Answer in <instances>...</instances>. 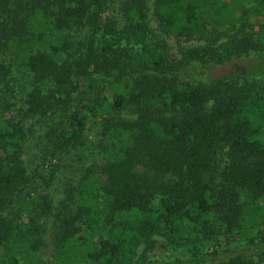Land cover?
<instances>
[{"label":"trees","instance_id":"16d2710c","mask_svg":"<svg viewBox=\"0 0 264 264\" xmlns=\"http://www.w3.org/2000/svg\"><path fill=\"white\" fill-rule=\"evenodd\" d=\"M191 39L205 43L173 58L169 40ZM258 78L264 0H0V264H43L50 219V264H166L160 234L183 248L169 264H264ZM28 120L43 130L31 173Z\"/></svg>","mask_w":264,"mask_h":264},{"label":"rangeland","instance_id":"374dc122","mask_svg":"<svg viewBox=\"0 0 264 264\" xmlns=\"http://www.w3.org/2000/svg\"><path fill=\"white\" fill-rule=\"evenodd\" d=\"M156 18H153V27L158 26V22L155 20ZM157 35L160 33V31L156 30ZM220 34H218L219 36ZM217 36V35H216ZM223 41H227L229 39L228 36L222 35L220 37ZM169 45L171 46L172 50V56L173 58H178L179 57V49L182 46H191V45H199L202 43H205V41L198 40V39H191L190 41H183V42H177L174 40H169ZM182 43V44H181ZM249 59H240L239 61H236L235 65H227V66H218V65H212L207 69H203L202 67H191L187 71H185V79L187 80H192V81H212L217 78H222L228 75L233 74L234 70L237 71H244L247 64H248ZM15 77H17V73L14 74ZM261 84L264 85V79L263 78H258ZM17 82H14L13 85L15 86ZM17 99V100H16ZM13 100V102H17L15 108L13 109L14 111H18L20 109L19 106H24V95L23 94H18L17 98ZM0 109L2 112H5V106H1ZM12 110V111H13ZM7 113V112H6ZM5 113V115H6ZM16 113V112H13ZM11 114V113H7ZM26 125L29 129V142H28V147L26 150V161H27V166L29 169V172L31 173L40 163L39 161V156L41 155V147H42V136H43V130L41 128V124L37 120H28L26 122ZM98 129V127L96 128ZM92 134V139H97V133L96 131H91ZM99 163V164H104L105 161L103 157L100 155H92L91 160L87 161L86 163L88 165H91L93 163ZM72 161L68 160L65 162H62V169L59 174V178L56 181L55 184V199L56 201L61 199L63 197V191H64V186L66 182L68 181V178L74 174L75 167L72 166ZM77 166H82V164L75 165ZM45 223V224H44ZM43 234L46 239V246L42 250V259H43V264H50L55 255V247H54V229L52 226V219L48 220L47 222H43ZM155 240L158 242V247L157 249L152 253L154 255L155 260H157L158 263H170L175 259L176 256H181L185 257L183 254V248L180 249H174L172 242L169 240V237L166 235L160 234L155 237ZM145 251V247L142 246L139 250V255L141 256L143 252Z\"/></svg>","mask_w":264,"mask_h":264}]
</instances>
